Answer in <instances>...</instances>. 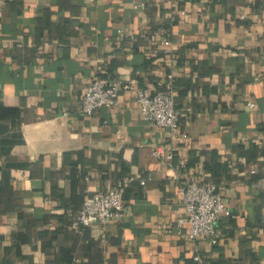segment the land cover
<instances>
[{"label":"crops","instance_id":"crops-1","mask_svg":"<svg viewBox=\"0 0 264 264\" xmlns=\"http://www.w3.org/2000/svg\"><path fill=\"white\" fill-rule=\"evenodd\" d=\"M97 75L120 84L119 103L86 116ZM169 75L192 86L175 90L188 138L174 168L152 156L167 132L123 89L162 90ZM263 151L260 0H0V264H264ZM130 177L122 219L81 230L85 198ZM193 181L216 184L231 210L216 245L179 225Z\"/></svg>","mask_w":264,"mask_h":264},{"label":"built area","instance_id":"built-area-1","mask_svg":"<svg viewBox=\"0 0 264 264\" xmlns=\"http://www.w3.org/2000/svg\"><path fill=\"white\" fill-rule=\"evenodd\" d=\"M260 1L264 5V0ZM183 14H186L185 11ZM159 44L164 47L163 53L169 60H177L176 55L170 49L172 43L169 34H162ZM175 82V77L169 75L165 88L155 92L139 86L134 88L132 83L123 86L125 90H136L137 104L143 121L151 128L167 132L169 150L164 146L155 147L152 149V156L166 162L170 168H174V159L180 142L188 138L182 130L181 112L177 109ZM120 91V84L116 80L109 76L97 75L83 89L79 109L81 114L89 116L100 109L115 108L119 103ZM249 106L254 108L252 103ZM186 114H192L191 108L186 110ZM260 160L264 161V157ZM133 180L134 178L130 177L117 182L105 191H95L89 194L81 210L75 216V222L81 230H87L95 225L104 227L110 221L121 220L126 206L125 190ZM178 200L185 210V216L179 221V225L187 227L188 238L191 241L209 240L213 245L218 244V222L223 217L232 215L222 199L218 186L211 182L201 181L187 183L180 187ZM196 260L201 262L200 258Z\"/></svg>","mask_w":264,"mask_h":264},{"label":"trees","instance_id":"trees-1","mask_svg":"<svg viewBox=\"0 0 264 264\" xmlns=\"http://www.w3.org/2000/svg\"><path fill=\"white\" fill-rule=\"evenodd\" d=\"M166 34H168V33H166ZM156 59L153 58V59L149 60L148 62L150 64H152ZM191 87L192 86L190 85V83L185 88L179 87L178 85H176V82L174 84V90H177L179 92L180 96L181 95L182 96L187 95L188 90H190ZM263 153H264V151H263ZM238 154H239V158L241 159V161H243V162L245 161L246 164L247 163H254V162L257 161V158H258V155H259V147L256 146L255 144H250L248 146V148H245V146L243 145V146L239 147V153ZM216 166L219 168L220 171L224 170V168L221 166L220 163L216 164ZM216 166H215V170H216Z\"/></svg>","mask_w":264,"mask_h":264}]
</instances>
